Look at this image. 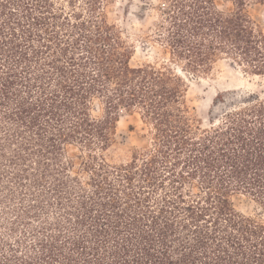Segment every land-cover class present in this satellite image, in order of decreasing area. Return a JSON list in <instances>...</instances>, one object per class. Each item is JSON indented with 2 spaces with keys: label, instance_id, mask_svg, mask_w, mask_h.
Instances as JSON below:
<instances>
[{
  "label": "trees",
  "instance_id": "1",
  "mask_svg": "<svg viewBox=\"0 0 264 264\" xmlns=\"http://www.w3.org/2000/svg\"><path fill=\"white\" fill-rule=\"evenodd\" d=\"M117 2L0 0V264H264V100L186 103L220 62L264 76V0H161L168 60L138 67ZM121 112L149 140L113 163Z\"/></svg>",
  "mask_w": 264,
  "mask_h": 264
},
{
  "label": "rangeland",
  "instance_id": "2",
  "mask_svg": "<svg viewBox=\"0 0 264 264\" xmlns=\"http://www.w3.org/2000/svg\"><path fill=\"white\" fill-rule=\"evenodd\" d=\"M161 5V0H118L108 8L109 20L123 29L133 47L130 61L133 67L159 65L168 60L164 49L153 41L159 16L157 8ZM224 7L228 8L229 4H224ZM248 11L264 32V6L250 4ZM187 84L186 103L201 127H206L211 119L216 120L223 111L247 103L252 98L264 100V76L245 74L228 62H220L206 77L188 78ZM217 95L219 98L215 99ZM223 98L225 102L216 106ZM148 140L147 128L139 116L121 112L116 124L115 143L108 152L109 159L113 163L124 162L134 149L146 146ZM233 204L246 216L259 213L258 206L243 195H235Z\"/></svg>",
  "mask_w": 264,
  "mask_h": 264
}]
</instances>
